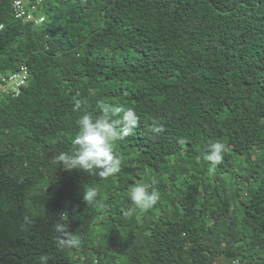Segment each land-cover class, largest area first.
Instances as JSON below:
<instances>
[{"label": "trees", "instance_id": "1", "mask_svg": "<svg viewBox=\"0 0 264 264\" xmlns=\"http://www.w3.org/2000/svg\"><path fill=\"white\" fill-rule=\"evenodd\" d=\"M12 2L0 77L24 64L29 79L16 96L0 79V264H264V0H45L42 27ZM77 99L137 114L112 177L57 163ZM136 183L159 192L153 208H134Z\"/></svg>", "mask_w": 264, "mask_h": 264}, {"label": "clouds", "instance_id": "2", "mask_svg": "<svg viewBox=\"0 0 264 264\" xmlns=\"http://www.w3.org/2000/svg\"><path fill=\"white\" fill-rule=\"evenodd\" d=\"M99 112L92 114L84 108V101L77 99L73 105V112H82L77 125L78 132L72 139L73 151L61 152L57 156V163L62 162L66 171L74 169L84 170L89 174L96 170L100 179H107L121 170V157L114 151L115 142L132 134L138 125V117L131 107L114 106L103 101H97ZM224 144L215 142L208 145L206 158L215 167L221 160ZM97 189L93 186H84L83 200L87 204L95 202ZM160 194L156 190H149L145 183L134 184L129 192V199L135 209L147 211L159 201ZM132 209H129L130 214ZM62 213V218H63ZM55 231L60 234V244L75 246L78 240L69 231V224L58 222L54 225Z\"/></svg>", "mask_w": 264, "mask_h": 264}, {"label": "built area", "instance_id": "3", "mask_svg": "<svg viewBox=\"0 0 264 264\" xmlns=\"http://www.w3.org/2000/svg\"><path fill=\"white\" fill-rule=\"evenodd\" d=\"M45 0H13L12 10L15 20L22 23L31 24L35 27L44 25L48 19L42 10ZM5 28L4 23H0V32ZM2 89L14 96L19 95L21 88L25 86L29 79V71L26 65H22L16 72L0 77Z\"/></svg>", "mask_w": 264, "mask_h": 264}, {"label": "rangeland", "instance_id": "4", "mask_svg": "<svg viewBox=\"0 0 264 264\" xmlns=\"http://www.w3.org/2000/svg\"><path fill=\"white\" fill-rule=\"evenodd\" d=\"M215 264H224L221 259H219Z\"/></svg>", "mask_w": 264, "mask_h": 264}, {"label": "water", "instance_id": "5", "mask_svg": "<svg viewBox=\"0 0 264 264\" xmlns=\"http://www.w3.org/2000/svg\"><path fill=\"white\" fill-rule=\"evenodd\" d=\"M4 1H6V0H0V3H3ZM15 1V0H14Z\"/></svg>", "mask_w": 264, "mask_h": 264}]
</instances>
